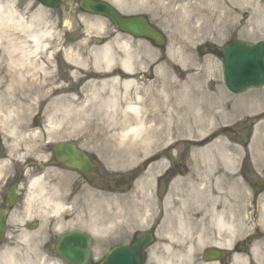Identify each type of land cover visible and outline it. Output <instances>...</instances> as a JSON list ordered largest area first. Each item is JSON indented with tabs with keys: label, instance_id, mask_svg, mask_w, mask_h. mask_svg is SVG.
<instances>
[{
	"label": "rangeland",
	"instance_id": "374dc122",
	"mask_svg": "<svg viewBox=\"0 0 264 264\" xmlns=\"http://www.w3.org/2000/svg\"><path fill=\"white\" fill-rule=\"evenodd\" d=\"M256 1L255 4L252 2L250 7L239 10V12H243L249 8L248 18L242 16L240 20L238 15L234 16L233 36L256 42L259 39H264V0ZM0 2L1 4L14 5L15 9L18 10V15L27 18V21L31 19L41 21L40 28L49 33L45 38L46 47L44 49L47 51L43 54L42 62L48 65L51 70V74L54 76V85L64 86V89L57 96L77 94L89 80L101 79L86 77L85 73L89 70L104 71L107 62L102 60V57L106 46L104 44L98 46L92 40L95 37L102 39L109 31L106 29L105 23L83 13L78 8L76 0H65L60 7L54 9L44 7L32 0H0ZM188 8L212 17V4L206 3L203 7L189 5ZM232 9L234 10V8ZM186 13L180 7L175 8L174 5L170 7V18L166 23H163L168 36L165 48L151 47L144 41H138L137 44L132 45L133 71L139 82L138 86L141 84L147 86L150 83L159 86L158 81L164 76L163 65L165 64L171 72L168 80H177L180 85L190 75L203 72L205 75L201 80L203 85L211 81L217 85V88L213 85L217 90V96L219 98L224 96L223 99L229 101L230 108L233 107L234 103L236 104L234 109L240 110L242 108L241 114L233 116L227 122L217 123L207 132V135H211V137L199 146L221 140L234 149H243L236 160L230 164V170L233 172V181H235L234 179L238 180L242 186L245 227L242 230L236 229L231 239H228L229 235L224 233L221 238L203 243L198 248L194 258H183L180 263L217 264L204 263L201 258L203 250L217 242L229 243L230 247L241 244L242 250L233 254L228 260L229 264H241L239 257L248 256L255 245L258 244L259 246L264 241V228L258 221L264 204V190L257 197L256 206L252 205L255 182L262 178L264 172V162L259 163V157L256 156L260 151L255 148L259 136L258 123L264 118V87L251 89V91L248 90L240 94L230 93L223 84L220 62L217 58L212 54L199 55L194 49L197 41L202 37L201 34L210 35L209 26H198L197 23L200 19L194 20L197 14L192 17V20H188ZM111 35L116 41L111 48V53L115 56L111 66L120 69L118 59L124 54V49L120 46L122 40L116 36L115 32H111ZM107 39L111 40L112 38ZM78 95L80 96L79 93ZM53 99L0 98V134L2 136L0 153L3 156L5 152H9L6 158L15 163L16 158L45 159L49 157L53 144L64 140H74L82 149L98 158L103 177L107 181H111V184L115 180L114 176L126 174L131 170H136L137 179L126 192L118 193L114 189L101 191L98 189L96 181L88 185L81 180V175L76 171L63 167L49 168L44 182L41 183L42 186L33 188L32 193L35 198L30 199V206L34 211L31 213L35 214V218L39 222L38 226L35 230H27L21 225V222L30 216V212L22 209L18 213L16 212L13 217L18 218V223L10 227L13 230H9L0 242V256L12 255L22 259L23 264H46L48 261H46L45 255L50 254L48 244L54 241L53 237L56 238L64 231L79 227L90 233L92 236V254L94 258L100 257L111 246L130 239L135 230H146L156 222L158 223L157 238L159 242L152 247L155 255L177 260L179 257L170 254L164 249L163 243H160L167 241L163 234L162 216L165 206L162 204V198L168 192L171 180L176 176L193 170L195 177H211L213 166L210 163L215 161L212 160L214 157L196 164L193 157L195 143L190 138L181 137L172 146L171 141L163 145L162 148H166L168 151V157L160 171L155 170V173L149 172L145 176L142 175L148 164L151 161L154 162L156 158L148 161L139 159L135 164L127 167L114 166L109 161L108 156L98 147V141L91 140L90 128L86 129L87 133L82 135H48L42 132L44 109ZM25 122L26 124L36 123L34 128L41 131V135L38 134V137L35 138L30 137L26 141H23L19 135H9V129L21 127ZM216 161L222 162V159L218 158ZM8 165V161L4 165L0 162V180L9 174ZM165 169L171 171V179L165 181L166 184L157 179L158 174ZM149 177H152L153 180L150 189L145 191L142 200L151 197V212L156 213L157 217L153 219V217L143 214L141 219L135 220L132 214L131 200H133L137 188L142 184L141 181H138L141 178L148 180ZM121 197H125L128 201L127 206L124 202L119 203ZM27 198L28 195L26 194L23 198L25 202H21L23 208L29 207ZM56 201H60L66 207L65 213L60 216L51 212ZM113 212L119 213V218L115 222L117 226L115 231L99 233L87 227L92 219L101 220L107 213ZM59 222H62V225L59 226ZM46 230H49V234L46 233ZM227 240L230 241L227 243ZM44 242H48L46 247L42 245ZM94 258H91L90 261H94ZM0 264H2L1 261ZM53 264L68 263L59 260Z\"/></svg>",
	"mask_w": 264,
	"mask_h": 264
},
{
	"label": "bare ground",
	"instance_id": "6f19581e",
	"mask_svg": "<svg viewBox=\"0 0 264 264\" xmlns=\"http://www.w3.org/2000/svg\"><path fill=\"white\" fill-rule=\"evenodd\" d=\"M27 20L18 15L14 5L0 2V98H54L44 109L43 133L82 135L90 128L91 140L98 141V147L114 166L127 167L139 159L156 158L148 164L143 176L161 170L168 157L163 145L171 141L172 146L181 137L194 141L196 164L214 157L215 161L210 163L213 166L211 177H195L190 170L174 177L162 198L165 206L163 234L167 239L164 249L179 257L177 260L165 258L162 264H179L177 262H182L183 258H194L203 243L221 238L224 233L231 239L236 229L245 227L242 186L238 180L233 181L230 170V164L243 149H234L221 140L199 146L209 139L207 132L217 123L241 114L242 108H229L224 96H217L211 81L203 85V72L190 75L182 85L177 80H168L171 72L166 64L159 86L153 83L138 86L133 71L134 57L127 42L120 44L124 49L123 56L118 59L120 69L111 66L115 56L110 52L112 43H109L102 57L107 62L104 71L85 73L86 77L101 79L86 82L78 92L80 96L78 93L57 96L64 86L54 85L51 70L42 62L47 51L45 38L49 33L40 28L41 21ZM35 125L25 122L21 127L9 129L8 133L26 141L41 135ZM258 130L255 148L260 152L256 156L258 162L263 163L264 118L258 123ZM218 158L222 162L216 161ZM152 177L138 181L142 184L131 200L135 220L141 219L143 214L153 219L157 217L151 212V197L142 200L145 191L150 189ZM38 184V178L29 182L28 201L35 198L32 191ZM120 202L128 204L125 197H121ZM65 211V205L56 201L51 212L60 216ZM117 218L118 212L107 213L101 220L92 219L87 227L99 233L115 231ZM258 221L264 228V204ZM0 261L2 264H23L22 259L9 254L1 256ZM239 261L241 264H264V241L255 245L248 256H240Z\"/></svg>",
	"mask_w": 264,
	"mask_h": 264
},
{
	"label": "water",
	"instance_id": "95a60500",
	"mask_svg": "<svg viewBox=\"0 0 264 264\" xmlns=\"http://www.w3.org/2000/svg\"><path fill=\"white\" fill-rule=\"evenodd\" d=\"M44 5L55 6L63 0H38ZM80 7L86 6L96 14L107 15L117 27L137 36L151 38L156 44H161L163 37L154 29L146 28L140 22L135 25L123 20L108 5L98 1L81 0ZM89 5V6H88ZM223 77L227 88L233 92L244 91L249 87L264 85V41L257 44L235 42L224 51ZM55 163L87 171L93 165L90 159L76 149L72 142H64L54 147ZM13 194L11 189L8 196ZM9 203V200L6 202ZM5 210H0V240L4 230ZM151 235L141 234L133 243L113 247L99 264H143V249L150 242ZM90 238L86 234L75 231L61 236L57 250L73 264H84L89 254ZM222 255L221 251L209 249L205 259H215Z\"/></svg>",
	"mask_w": 264,
	"mask_h": 264
},
{
	"label": "flooded vegetation",
	"instance_id": "af4514ba",
	"mask_svg": "<svg viewBox=\"0 0 264 264\" xmlns=\"http://www.w3.org/2000/svg\"><path fill=\"white\" fill-rule=\"evenodd\" d=\"M108 3H110L112 6L116 8V10L124 17H138L141 20L146 21L149 24L157 25L162 27V23L168 20V13L169 8L171 4V0H104ZM176 2L179 6H185L188 7L190 4L200 5L203 6L206 3L212 4V11H213V17L211 19V22L217 23V19H221V25H216V31L220 30V35L222 38H225V42L223 44H227L231 40H233V32L234 28L231 27V23L229 22V19L233 16V13L228 15L227 9L232 6L234 7L235 4H242L244 6L249 5L250 0H173ZM198 18H200V22H203L208 19L207 15L204 13H199ZM100 20L106 21L105 18L99 17ZM223 44H218L217 42H213L212 44H208L206 41H202L200 47L198 48L200 52L208 53L212 52L215 55L219 56L221 54V47ZM1 156V155H0ZM36 167V166H35ZM18 170V169H17ZM17 170H14V173H16ZM94 177H96L100 181V186L102 188H105V182L102 181V178H100L97 174H92ZM88 176H84V180L87 182H90V179ZM129 176V175H128ZM132 178V177H131ZM12 180V181H11ZM4 183L3 188H8L10 185V182L12 183L14 181V178ZM130 180L129 177H122L118 180V182L121 184L120 188L124 187L128 181ZM103 182V183H102ZM17 187L24 185V181L21 179V181L17 182ZM9 184V185H8ZM3 190V189H2ZM24 194V192L19 191L18 196L15 198L14 205L11 207L10 212L16 208V206H20L18 200L21 198V196ZM4 200H5V194H0V207L4 206ZM6 218V230H12L10 228L12 226V220ZM25 226H28L32 224L31 222H24ZM154 242H157V240H154ZM149 264H151L149 262Z\"/></svg>",
	"mask_w": 264,
	"mask_h": 264
}]
</instances>
